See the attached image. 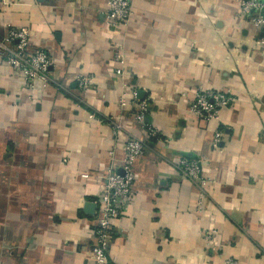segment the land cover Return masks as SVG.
Returning a JSON list of instances; mask_svg holds the SVG:
<instances>
[{"label": "crops", "instance_id": "crops-1", "mask_svg": "<svg viewBox=\"0 0 264 264\" xmlns=\"http://www.w3.org/2000/svg\"><path fill=\"white\" fill-rule=\"evenodd\" d=\"M105 9V0H0V35L27 28L29 49L52 59L46 83L30 90L0 60V264H94L105 171L143 135L134 91L158 137L134 162L135 202L104 264H264L259 30L237 0H132L119 27L105 23ZM199 88L231 94L218 118L191 113ZM182 156L200 162L204 186L181 174Z\"/></svg>", "mask_w": 264, "mask_h": 264}, {"label": "built area", "instance_id": "built-area-1", "mask_svg": "<svg viewBox=\"0 0 264 264\" xmlns=\"http://www.w3.org/2000/svg\"><path fill=\"white\" fill-rule=\"evenodd\" d=\"M104 21L109 26H125L132 13V0H105ZM240 16L260 32L259 43L264 46V0H237ZM29 31L27 28L7 27L0 35V60L10 65L22 78L24 87L30 90L35 80L43 84L48 80L52 59L42 49H29ZM124 53L117 50L114 59L119 64L116 75L124 77ZM82 90L90 84V76L77 78ZM135 105L134 117L143 131L141 137H130L122 147L121 164L108 167L103 177V184L97 200L96 227L91 254L94 264H104L112 239V232L122 212L135 202L134 162L144 154L148 141L158 137L157 130L148 120V104L137 99V92H132ZM232 97L228 91H209L197 89L190 105V111L203 120L219 117L222 108L229 105ZM121 104L125 103L121 100ZM221 131H216L213 145L217 147ZM113 153V150L111 151ZM181 174L195 183L204 186L206 181L201 176L200 162L195 158L180 157L177 162ZM204 194L200 198H203ZM211 232H205V238L211 239ZM224 264H240L236 259L227 258Z\"/></svg>", "mask_w": 264, "mask_h": 264}, {"label": "water", "instance_id": "water-1", "mask_svg": "<svg viewBox=\"0 0 264 264\" xmlns=\"http://www.w3.org/2000/svg\"><path fill=\"white\" fill-rule=\"evenodd\" d=\"M88 206L86 207V210L88 211L89 210V208H90V204H87Z\"/></svg>", "mask_w": 264, "mask_h": 264}, {"label": "trees", "instance_id": "trees-1", "mask_svg": "<svg viewBox=\"0 0 264 264\" xmlns=\"http://www.w3.org/2000/svg\"><path fill=\"white\" fill-rule=\"evenodd\" d=\"M218 131H220V130H218Z\"/></svg>", "mask_w": 264, "mask_h": 264}]
</instances>
